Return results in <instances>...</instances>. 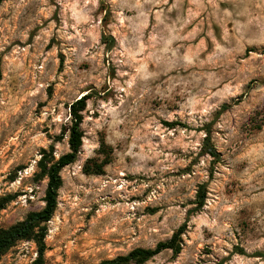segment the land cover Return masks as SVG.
<instances>
[{
    "label": "rangeland",
    "instance_id": "374dc122",
    "mask_svg": "<svg viewBox=\"0 0 264 264\" xmlns=\"http://www.w3.org/2000/svg\"><path fill=\"white\" fill-rule=\"evenodd\" d=\"M0 59V227L43 207L41 150H69V105L90 95L43 264L153 248L185 220L180 253L143 264H264V0H5ZM36 255L21 240L0 264Z\"/></svg>",
    "mask_w": 264,
    "mask_h": 264
},
{
    "label": "trees",
    "instance_id": "16d2710c",
    "mask_svg": "<svg viewBox=\"0 0 264 264\" xmlns=\"http://www.w3.org/2000/svg\"><path fill=\"white\" fill-rule=\"evenodd\" d=\"M5 0H0V4ZM114 39L112 36L102 37V42L111 45ZM0 79H1V59H0ZM89 93L81 95L69 105L70 122L66 127L68 131V148L69 150L54 159L51 148L49 151L42 149V156L37 162L39 179L46 178V187L44 190V205L39 210L29 211L24 218L14 222L13 224L0 227V258L18 241L31 240L36 246L37 255L30 264H43L44 254L47 249L45 237L48 232L47 223L51 219L57 206V191L62 185L61 170L75 161L77 154L82 145L83 131L81 123L83 121L82 111L86 107ZM167 125L171 123L165 122ZM202 153L212 157V160L219 158V152L211 143L210 135L207 133L202 143ZM107 163L104 160L102 163L96 165L94 173L101 174L103 172V165ZM85 172L90 170L85 166ZM206 197V183L198 185V189L194 199V207L187 210V217L201 210L204 205ZM12 196L0 198V209L4 207L5 202L10 200ZM187 226V220L180 224L171 236L162 241H158L153 248L136 247L126 254L117 255L113 258L102 259L96 263L85 264H143L153 256L159 254L164 250H171L173 255L180 253L182 249V234ZM216 264H224V260H219Z\"/></svg>",
    "mask_w": 264,
    "mask_h": 264
}]
</instances>
